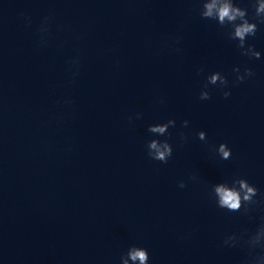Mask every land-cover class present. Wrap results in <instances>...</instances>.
I'll return each instance as SVG.
<instances>
[{"label":"clouds","instance_id":"9594fccd","mask_svg":"<svg viewBox=\"0 0 264 264\" xmlns=\"http://www.w3.org/2000/svg\"><path fill=\"white\" fill-rule=\"evenodd\" d=\"M200 4L199 15L201 19L215 21L221 29H226L229 40L236 42V48L239 50L240 55L248 57L249 59H260L261 53L256 50L255 46L249 44L248 38L255 37L259 31V25H264V0H252V7L254 13L252 19H249V12L247 8L240 7L235 0H198ZM26 25L31 24V17H25ZM51 25V18L44 17L40 27L38 28V34L40 36L41 46H45L47 37L49 35ZM171 43L168 45L173 48L177 53L182 52V48L176 47L180 44V36L169 37ZM167 43V41H166ZM72 80L79 74V57H75L70 61ZM232 72L235 74V78L232 81L233 85H238L245 82L247 78L254 76V72L249 67H244L241 72L240 67H234ZM204 68L197 69V75L203 74ZM229 85V79L227 76L220 72H212L205 77V81L202 85V89L199 94V99L202 101L210 100L211 94L209 92L210 86H217L221 89L227 88ZM231 95L230 91H223L224 98H228ZM162 102V101H161ZM66 106H70L72 101L66 99L64 101ZM142 114L136 113L135 119H141ZM129 122L133 117H128ZM189 121L184 120L182 127H188ZM176 126L175 119H169L163 123L149 124L147 131L153 136H165L171 137L169 128ZM180 138L186 142L188 136L181 132ZM197 138L200 141H207V136L204 131L196 133ZM147 156L155 161H159L162 164H167L169 158L173 154V147L169 143L168 139H151L146 144ZM216 155L221 160H230L232 157V150L226 143H220L215 149ZM190 180L196 181L198 177L192 175ZM177 186L181 189L187 187V183L184 180L178 181ZM259 195L258 189L255 185L249 183L246 178L234 177L229 182L227 180L215 183L211 186V196L215 200V204L218 208L224 209L228 212H240L243 210L244 215H248L254 205L264 204V200L258 201L256 197ZM247 236L246 239L244 237ZM223 246L226 247H241L247 248L248 260L246 264H264V222H262L254 232H243L240 234H231L225 236L222 241ZM259 249V252H257ZM149 264V253L146 248L132 245L127 249L125 254L120 257V264Z\"/></svg>","mask_w":264,"mask_h":264}]
</instances>
